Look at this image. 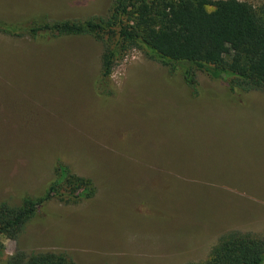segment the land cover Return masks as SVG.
Here are the masks:
<instances>
[{
  "label": "rangeland",
  "instance_id": "rangeland-1",
  "mask_svg": "<svg viewBox=\"0 0 264 264\" xmlns=\"http://www.w3.org/2000/svg\"><path fill=\"white\" fill-rule=\"evenodd\" d=\"M110 3L0 0V21L105 16ZM111 43L0 32V202L40 194L58 159L95 191L49 201L15 239L0 237V264L16 250L65 252L75 264L200 263L226 232L264 234V91L245 105L182 103L166 68L135 47L114 63V94L102 99L95 85Z\"/></svg>",
  "mask_w": 264,
  "mask_h": 264
},
{
  "label": "trees",
  "instance_id": "trees-1",
  "mask_svg": "<svg viewBox=\"0 0 264 264\" xmlns=\"http://www.w3.org/2000/svg\"><path fill=\"white\" fill-rule=\"evenodd\" d=\"M0 32L25 34L37 42L106 36L112 43L103 48L95 85L102 99L114 94L109 83L114 63L135 47L144 48L149 58L166 68L165 79L182 103L245 105L250 93L264 91V3L253 7L238 0H111L105 16L48 20L31 13L14 22L0 21ZM197 72L220 81L221 88L203 87ZM54 169V178L40 194L23 195L16 205L0 202V237L15 239L29 222L46 213L49 201H83L94 195L91 180L75 175L66 163L58 159ZM5 264L75 263L65 252L16 250ZM190 264H264V234L226 232L204 261Z\"/></svg>",
  "mask_w": 264,
  "mask_h": 264
}]
</instances>
